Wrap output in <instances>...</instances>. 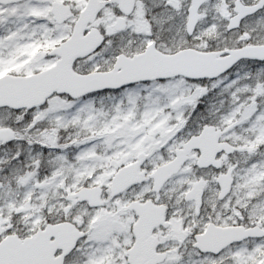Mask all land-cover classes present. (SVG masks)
Returning a JSON list of instances; mask_svg holds the SVG:
<instances>
[{
	"label": "snow or ice",
	"instance_id": "obj_1",
	"mask_svg": "<svg viewBox=\"0 0 264 264\" xmlns=\"http://www.w3.org/2000/svg\"><path fill=\"white\" fill-rule=\"evenodd\" d=\"M0 264H264V0H0Z\"/></svg>",
	"mask_w": 264,
	"mask_h": 264
}]
</instances>
